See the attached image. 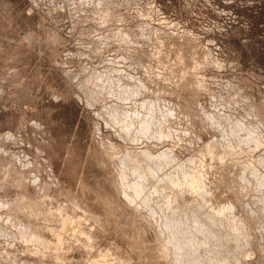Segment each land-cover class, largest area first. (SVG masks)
Wrapping results in <instances>:
<instances>
[{
	"label": "rangeland",
	"instance_id": "rangeland-1",
	"mask_svg": "<svg viewBox=\"0 0 264 264\" xmlns=\"http://www.w3.org/2000/svg\"><path fill=\"white\" fill-rule=\"evenodd\" d=\"M95 4L0 0V264H174L175 243L184 264H264V0ZM142 151L167 164L132 196ZM226 166L249 187L243 209L224 208L238 188L217 185ZM187 172L209 204L167 185ZM195 235L210 252H190Z\"/></svg>",
	"mask_w": 264,
	"mask_h": 264
},
{
	"label": "bare ground",
	"instance_id": "bare-ground-1",
	"mask_svg": "<svg viewBox=\"0 0 264 264\" xmlns=\"http://www.w3.org/2000/svg\"><path fill=\"white\" fill-rule=\"evenodd\" d=\"M100 1H102V0H94V2H95L97 5L100 3ZM96 4H95V5H96ZM139 84L141 85V83H139ZM143 87H144V86H143ZM141 89H143V88H141ZM140 91H141V90H140ZM140 91H139V92H140ZM136 92H137V91H136ZM136 92L133 90V88H131V91H130V90H129V91H128V90H127V91L125 90V92H122V93H121V96H129V95H133V96H134V95H135L134 93H136ZM137 93H138V92H137ZM125 98H126V97H125ZM122 99H123V97H122ZM144 103H146V102L144 101ZM147 104H148V103H147ZM150 104H151V103H150ZM154 105H155V104H154ZM165 106H166V105H165ZM139 107H140V106H139ZM151 107H152V106H151ZM161 107H162V106H161ZM166 107H168V106H166ZM169 107H170V106H169ZM115 108H116V107H115ZM145 108H146V107H145ZM186 108H187V107H186ZM142 109H143V107H142ZM153 109H154V108H153ZM168 109H171V107L168 108ZM149 111H150V110H149ZM171 111H172V109H171ZM113 112H114V111H113ZM115 112H117V111L115 110ZM131 112H132V111H131ZM169 112H170V111H169ZM179 112H180V111H179ZM125 113H126V112H125ZM163 113H164V112H163ZM113 114H115V113H113ZM119 114H120V113H119ZM123 114H124V113H123ZM135 115H136V114H135ZM151 115H152V114H151ZM191 115H192V114H191ZM153 116H154V115H153ZM178 116H179V115H178ZM117 118H121V117H117ZM117 118H116V119H117ZM123 118H124V117H123ZM125 118H126V117H125ZM136 118H137V117H136ZM138 118H139V117H138ZM143 118H144V117H143ZM151 118H152V117H151ZM183 118H184V117H183ZM207 118H208V119H207L208 121H210V119H212L210 116H207ZM114 119H115V118H114ZM130 119H131V117H130ZM155 119H156V118H155ZM193 119H194V118H193ZM200 119H201V118H200ZM144 120H145V119H144ZM146 120H147V119H146ZM194 120H195V119H194ZM214 120H215V119H214ZM132 121H133V120H132ZM202 121H203V120H202ZM126 122H127V121H126ZM148 122H149V121H144V124H143V125H140L141 123L139 124L140 127L143 126V128H142V127L140 128L139 132H144V133H146L145 131H146L147 129H148V130L151 129V128H148V127H149V123H148ZM150 122H151V121H150ZM131 123H132V122H131ZM142 123H143V122H142ZM156 123H157V122H156ZM166 123H167V122H166ZM206 123H207V122H206ZM150 124H151V123H150ZM157 124H158V123H157ZM130 125H131V124H130ZM159 125H160V124H159ZM161 125H162V124H161ZM173 125H174V124H173ZM133 126H134V125H133ZM183 126H184V125H183ZM167 127H168V126H167ZM232 127H235V128L233 129ZM164 128H165V126L163 127V129H164ZM230 128L233 129V130L236 129V130H238V132H239V130L242 131V129H241V124H239V123H237V122L234 123ZM165 129H166V128H165ZM223 129H224V128H223ZM244 129H245V128H244ZM126 130H127V129H126ZM166 130H167V129H166ZM182 130H183V129H182ZM136 131H137V130H136ZM132 132H133V131H132ZM158 132H159V131H158ZM169 132H170V131H169ZM233 132L237 134V132H235V131H233ZM233 132H232V133H233ZM248 132H249V131H248ZM151 133H152V132H151ZM159 133L161 134V132H159ZM249 133H250V132H249ZM153 134H154V133H153ZM156 134H157V132H156ZM230 134H231V133H230ZM250 134H251V133H250ZM161 135H162V134H161ZM135 136H136V135H135ZM145 136H146V135H145ZM150 136H151V135H150ZM232 136H233V135H232ZM248 136H249V135H248ZM153 137H154V139H155V136H154V135H153ZM159 137H160V136H159ZM139 138H140V137H139ZM160 140H161V139H160ZM244 140H246V139H244ZM142 152H144V151H142ZM139 153H140V152H139ZM144 153L147 155L145 159H144V156L142 157L143 160H145L144 165H145V164H150V166H151V169H150V167H149L148 172H146V170H145L144 168H142L144 165H143L142 167L139 166V165L141 164V163H140V160L142 159V158H141V156H142L141 154H143V153H141V154L138 155V156H137L136 153H135V155H132V156L134 157V159H133V157H132L131 159H133V160H135V156H137L138 158H140V160H139V162H138V163H140V164L137 165V166H139V167L134 168V170H133L134 172L132 171V167H135V166H132V163H130V160H129V163H128V164H131V166H132V167H131V171L133 172V174L137 175L136 177H138V179H139V181H138V179H137V183L132 184V187L130 186V187L134 190V193H133V191H130L132 196H133V194H134V196H135V195H139V194L143 193V192L145 191V189H143V185H146V183L143 184V183H144L143 181H144V180H147V179H149V178H154V177H156V176H157L156 174L159 172L160 168H161L162 166H165V165L167 164L166 162H162L161 160H160V161L157 160V158H155V157L153 158V156H152V157H149V156H148L149 154H147L146 152H144ZM170 153H171V152H170ZM126 154H127V153H126ZM133 154H134V153H133ZM160 154H161V153H160ZM143 155H144V154H143ZM166 155H167V154H166ZM127 156H128V155H127ZM129 156L131 157V155H129ZM139 156H140V157H139ZM164 156H165V154H164ZM170 156L172 157L171 154H170ZM137 157H136V159H138ZM161 157H162V154H161ZM165 157H166V156H165ZM166 158L169 159V157H166ZM126 159H127V158H126ZM124 160H125V159H124ZM127 160H128V159H127ZM127 160H126V162H128ZM143 160H142V162H143ZM163 160H165V158H164ZM146 161H147L148 163H147ZM166 161H167V159H166ZM126 162H125V164H126V166H128V164H127ZM134 163H137V161H134ZM123 164H124V163H123ZM125 164H124V165H125ZM124 165H123V166H124ZM133 165H135V164H133ZM146 166H147V165H146ZM148 166H149V165H148ZM167 166H168V165H167ZM239 166H240V165H239ZM190 167H191V166H190ZM190 167H189V168H190ZM147 168H148V167H147ZM208 168H209V167H208ZM223 168H225V169H222V168H221V169H220V170H221L220 173H221V176H224V177H223L224 179H221V178L218 177L220 181L217 180V182H219V183H217V185H218V184L220 185V183H221V185H223V183H224L225 185L227 184L226 186H230V189L232 190V189L234 188L233 185L235 186V184L237 183L236 186L238 187L237 189H235V190H237V191H235L234 189L232 190V194H233V196H231L232 198L230 197L231 199H233L232 201H234V203H230V204H231V205H230V204H227V202L229 203V201H227L226 203H224L225 206L223 205L225 209H229V211H231V210H233V208L235 207V205H237L236 208H238V207H240V206L242 207V205H241V202H242L241 199H242L243 197H245V196H242V195H243V189H244L243 186H244V184H245V183H244L245 180H243V179H245V178L242 177V173H241L240 171H239V172H240V173H239L238 170H237V168H235V167H233V168L230 169L229 166H226V167H223ZM127 169H129V167H125V171H126ZM183 169H184V168H183ZM212 169H213V168H212ZM220 170H219V171H220ZM183 171H184V170H183ZM195 171H196V170H195ZM197 171H198V170H197ZM213 171H214V170H213ZM213 171H211V172H213ZM132 172H131V173H132ZM254 172H255V171H254ZM128 173L130 174V170H129ZM220 173H218V174H220ZM252 173H253V172H252ZM123 174H126V173L124 172ZM187 174H188V172H187ZM191 174H192V175L188 174V175H189V178H187V179L184 180V181H180V180H176V179H175V181H173L172 179H169V180L166 182L167 179L165 178L166 180L164 179V182H166L167 185H169L170 187H177V185H178V186H185V189H184V190H187L186 187L189 188V190L191 189V190H192V192H190L191 194H192V193L195 194V192H198V194L200 193V194H202V195L205 196V193H204V192H206V195H207V196H210L209 192H207L208 190H206V189L204 190V188L202 187L203 182L201 181V180H202L201 178H202L203 176H201V175L199 176V175L195 174V172H194V173H191ZM127 175H128V174H127ZM161 175H162V174H161ZM203 175H204V174H203ZM212 175H213V174H212ZM216 175H217V174H216ZM124 176H125V175H124ZM158 176H159V174H158ZM165 176H166V175H165ZM167 176H168V175H167ZM200 177H201V178H200ZM225 177H226V178H225ZM158 178H159V177H158ZM176 178H178V177H176ZM203 178H204V177H203ZM207 178H208V177H207ZM122 179H123V178H122ZM135 179H136V178H135ZM178 179H179V178H178ZM216 179H217V178H216ZM161 180H162V179H161ZM170 180H172V182H171ZM133 181H134V180H133ZM135 181H136V180H135ZM205 181H206V180H205ZM212 181H213V180H212ZM215 181H216V180H215ZM131 182H132V181H131ZM149 182H150V180H149ZM180 182H181V184H180ZM213 182H214V181H213ZM126 183H127V182H126ZM162 183H163V182H162ZM162 183H161V184H162ZM182 183H183V184H182ZM210 183H211V182H210ZM161 184L159 183V185H161ZM207 184H208V183H207ZM212 184H213V183H212ZM212 184H210V185L212 186ZM214 184H215V182H214ZM175 185H176V186H175ZM203 185H204V184H203ZM221 185H220V186H221ZM248 185H249V184H248ZM122 186H124V184H123ZM155 186H156V185H155ZM161 186H162V185H161ZM258 186H259V185H258ZM144 187H145V186H144ZM162 187H163V186H162ZM215 187H216V186H215ZM231 187H233V188H231ZM244 187H245V186H244ZM123 188H126V187H123ZM154 188H155V187H154ZM156 188H158V187H156ZM156 188H155V190L153 191L154 193H153V192H152L151 194L148 193V194H149V197L152 196V198H153V196H155V195H154L155 193H156V194H157V193L159 194V191H161V190H158V189H161V188H158V189H156ZM177 188H179V187H177ZM183 188H184V187H183ZM216 188H217V187H216ZM216 188H215V190H216ZM218 188H219V187H218ZM248 188H249V187H248ZM248 188L245 187V189H248ZM152 189H153V188H152ZM181 189H182V188H181ZM193 189H195V192H193ZM196 189H197L198 191H197ZM209 189H210V188H209ZM220 189H221V188H220ZM222 189H223V188H222ZM228 189H229V188H228ZM263 189H264V188H263ZM143 190H144V191H143ZM182 190H183V189H182ZM191 190H190V191H191ZM199 190H200V191H199ZM162 191H163V190H162ZM171 191H172V190H171ZM180 191H181V190H180ZM213 191H214V190H213ZM181 192H182V191H181ZM210 192H211V191H210ZM233 192H234V193H233ZM146 193H147V192H146ZM161 193H162V192H161ZM219 193H220V192H219ZM248 193H249V192H248ZM162 194H163V193H162ZM162 194H161V195H162ZM198 194H197V195H198ZM200 194H199V195H200ZM217 194H218V193H217ZM159 195H160V194H159ZM161 195H160V196H161ZM165 195H166V194H164L163 196H165ZM197 195H195V196H197ZM199 195H198V196H199ZM132 196L128 197V201L132 202V200H134V199H131ZM169 196H170V195H169ZM166 197H167V196H166ZM166 197H165V198H166ZM201 197H202V196H201ZM219 197H220V196H219ZM233 197H234V198H233ZM133 198H134V197H133ZM145 198H146V197H145ZM145 198H144V199H145ZM199 198H200V196L198 197V199H199ZM206 198H207V197L205 196L204 198H201V199H202V200H207L208 198H207V199H206ZM160 199H163V198H160ZM201 199H200V200H201ZM214 199H215V198H214ZM216 199H217V198H216ZM216 199H215V200H216ZM189 200H190V199H189ZM202 200H201V201H202ZM209 200H211V199H208V201H207L206 203L209 204ZM215 200L212 201V202H215ZM219 200H220V198H219ZM144 201H146V200H144ZM147 201H148V200H147ZM183 201H184V200H183ZM187 201H188V200H187ZM195 201H196V200H194V202H195ZM217 201H218V200H217ZM225 201H226V200H225ZM194 202H191V205H192V203H193V206H194V204H195ZM212 202H210V203L212 204ZM206 203H203L204 206H200V205H199V206H200V208L202 207L201 210H202V212L204 211V212H203L204 214H205V213H208V215L210 216L211 221L213 222V223H212V222H210V223H212V226L215 227L216 224H217V223H215V221H216V220H217V221L219 220V222H220V219H219L220 217H219L218 219L215 217V214H218V213H215L216 211L214 212V214H212L210 210H208L209 212L206 211V210H207L206 207H205V206L207 205ZM188 204H189V203H188ZM203 204H202V205H203ZM232 204H234V205H232ZM242 204H243V203H242ZM138 205H139V204H138ZM180 205H181V204H180ZM195 205H196V204H195ZM197 205H198V202H197ZM197 205H196V206H197ZM228 205H230V206L228 207ZM243 205H244V204H243ZM144 206H145V205H144ZM181 206H182V205H181ZM181 206L178 207V208L180 209V212H179V213H176V214L179 215V216L181 215V212H185L184 210L182 211V209H186V208H182L183 206H182V207H181ZM184 206H185V205H184ZM189 206H190V205H189ZM193 206H192V207H193ZM199 206H197V207L199 208ZM220 206H221V205H220ZM187 207H188V206H187ZM194 207H195V206H194ZM204 207H205V208H204ZM208 207H209V205H208ZM174 208H175V207H174ZM181 208H182V209H181ZM190 208H191V207H190ZM198 208H197V209H198ZM164 209H165V208H164ZM205 209H206V210H205ZM209 209H210V208H209ZM238 209H239V208H238ZM242 209H243V207H242ZM242 209H240V210L242 211ZM245 209H246V208H245ZM152 210H153V209H152ZM161 210H162V209H161ZM218 210H219V209H218ZM249 210H250V209H249ZM173 211H174V210H173ZM186 211H187V210H186ZM192 211H193V210H192ZM192 211H191V212H192ZM219 211H220V210H219ZM162 212H163V211H162ZM177 212H178V210H177ZM188 212H189V211H188ZM197 212H199V210H198ZM239 212H240V211H239ZM169 213H170V212H169ZM169 213L166 214V215H169ZM185 213H186V212H185ZM185 213H184V214H185ZM210 213H211V214H210ZM224 213H225V212H224ZM224 213H222V214H224ZM229 213H230V212H229ZM229 213H227V214L229 215ZM240 213L243 215L244 213L246 214V213H248V212H246V211L244 212V210H243V213H242V212H240ZM171 214H173V213H171ZM171 214H170V215H171ZM196 214H197V213H196ZM200 214H201V213H200ZM225 214H226V213H225ZM225 214H224V215H225ZM245 214H244V215H245ZM250 214H251V213H250ZM174 215H175V213H174ZM197 215H198V214H197ZM202 215H203V214H202ZM219 215H221V214L219 213V214L217 215V217H218ZM224 215H222V216H224ZM230 215H232V213H231ZM233 215H234V214H233ZM246 215H247V214H246ZM194 216H195V215H194ZM194 216H193V217H194ZM198 216H199V219H201V218H200V215H198ZM198 216H196V217H198ZM203 216H204V215H203ZM237 216H238V215H237ZM240 216H241V215H240ZM164 217H167V216L164 215ZM164 217H163V218H164ZM183 217H184V216H183ZM185 217H186V216H185ZM193 217H192V218H193ZM205 217L208 218V216H206V214H205ZM234 217H235V216H234ZM249 217H251V219H253L252 216L248 214V215H247V219H248ZM256 217H257V216H256ZM256 217H255V218H256ZM169 218H170V217H169ZM169 218H168V219H169ZM171 218H174V219H172V221H171V219L169 220L171 223L174 222L175 219H179V217L176 218V217H173V216H171ZM203 218H204V217H203ZM223 218H224V217H223ZM235 218H237V217H235ZM242 218H243V217H242ZM244 218H246V217L244 216ZM166 219H167V218H166ZM196 219H198V218H196ZM204 219H205V218H204ZM208 219H209V218H208ZM208 219H207V220H208ZM210 219H209L207 222H209ZM237 219H238V218H237ZM239 219H240V218H239ZM239 219H238V220H239ZM247 219H246V222H243V221H242L243 219H241V220H240L241 222H239V225H240V226H243L244 223L247 224V221H248ZM160 220H162V219H160ZM164 220H165V218H164ZM164 220H163V221H164ZM188 220H189V219H188ZM214 220H215V221H214ZM226 220H227V219H226ZM249 220H250V218H249ZM253 220H254V221H252V222L250 221L252 224H254V222H256V221H255L256 219H253ZM177 221H178V220H177ZM177 221H175V222L177 223ZM184 221H185V220H184ZM190 221H191V220H190ZM217 221H216V222H217ZM227 221H228V220H227ZM233 221H234V220H233ZM161 222H162V221H161ZM164 222H165V224L168 223V221H166V220H165ZM219 222H218V223H219ZM242 222H243V223H242ZM248 222H249V221H248ZM250 222H249V224H250L249 227H250V228H253V227H251L252 224H251ZM188 223H190V222H188ZM195 223H196V221H194V224H195ZM200 223H202V221H201ZM200 223L198 222V224H200ZM205 223H206V222H205ZM224 223H225V222H224ZM234 223H235V222H234ZM162 224H163V223H162ZM165 224H163V225H165ZM183 224H184V223H183ZM185 224H186V223H185ZM191 224L194 225L193 222H192ZM196 224H197V223H196ZM255 224H256V223H255ZM255 224H254V226H255ZM167 225H170V224H167ZM175 225H176V224H175ZM192 225H191V226H192ZM201 225H202V224H201ZM208 225H209V223H207V226H208ZM219 225H220V224H219ZM195 226H196V225H194V227H195ZM223 226H224V225H223ZM247 226H248V224H247ZM183 227H184V226H183ZM216 227H217V226H216ZM216 227H215V228H216ZM235 227H236V229L238 230V227H237L236 225H235ZM235 227H234V228H235ZM244 227H245V225H244ZM249 227H248V228H249ZM258 227H259V226H258ZM165 228H166V227H165ZM167 228H168V226H167ZM181 228H182V227H181ZM196 228H197V227H196ZM206 228H209V226L206 227ZM210 228H211V227H210ZM217 228H219V226H218ZM234 228H233V229H234ZM172 229H173V228H172ZM188 229H190V227H189ZM223 229H225V228L223 227ZM233 229H232V230H233ZM245 229H246V227H245ZM245 229H244V231H245ZM168 230H169V229H168ZM191 230H192V229H191ZM191 230H190V231H191ZM207 230H208V229H207ZM211 230H212V229H211ZM221 230H222V229H221ZM237 230H235V231H237ZM251 230H252V229H251ZM183 231H184V230H183ZM204 231H205V230H204ZM204 231H203V232H204ZM224 231H226V230H224ZM261 231H262V230H261ZM181 232H182V231H181ZM205 232H206V231H205ZM205 232H204V233H205ZM212 232H213V230H212ZM233 232H234V231H231L230 233H233ZM210 233H211V232H210ZM223 233H224V232H223ZM236 233H237L236 236H237L238 234H239V235L236 237V238L238 239V241L235 240V238L233 237V239H234L235 241H237V242L234 241L235 244L238 245V244L240 243V245H242V242H243L244 244H246V243H247V241H246V236H244L245 232L242 231L241 233H238V232H236ZM207 234H208V233H207ZM213 234H214V233H213ZM215 234H216V233H215ZM225 234H226V232H225ZM181 235H182V234H181ZM186 235H187V234H186ZM228 235H229V234L225 235V237L228 238V237H229ZM230 235H231V234H230ZM233 235H234V234H233ZM177 236H178V235H177ZM182 236H183V235H182ZM198 236H199V235H198ZM217 236H218V234H217ZM257 236H258V235H257ZM261 236L263 237L264 235H261ZM261 236H259V237H261ZM184 237H185V236H184ZM193 237H194V238H193ZM193 237H192L193 239H192V241H191V243H190V252L192 251V252H194V253L197 254L198 252H200V249H202V247H205V244H204V245L202 244L203 238H201L202 241H200V240L197 238L196 235L193 236ZM211 237H215V235H214V236H211ZM230 237H232V236H230ZM247 237H248V236H247ZM176 238H177V237H176ZM199 238H200V237H199ZM218 238H219V236H218ZM218 238H216V239H218ZM222 238H223V236H222ZM208 239H209V238H208ZM212 239H213V238H212ZM214 239H215V238H214ZM223 239L225 240V238H223ZM223 239H222V240H223ZM229 239L231 240L232 238H229ZM260 239H261V238H260ZM260 239H259V243H260ZM35 240H36V239H35ZM169 240L171 241V239H169ZM189 240H190V238H189ZM205 240H206V239H205ZM219 240H221V239H219ZM177 241H178V240H177ZM206 241H207V240H206ZM210 241H211V240H210ZM214 241H215V240H214ZM231 241H233V240H231ZM231 241H230V242H231ZM239 241H242V242H239ZM244 241H245V242H244ZM261 241L263 242V238H262ZM174 242H176V241H174ZM203 242H205V241H203ZM212 242H213V241H212ZM228 242H229V241H228ZM238 242H239V243H238ZM205 243H206V245H207V242H205ZM216 243H217V242H216ZM220 243H221V242H220ZM237 243H238V244H237ZM218 244H219V243H218ZM227 244H229V243H227ZM209 245H210V244H209ZM212 245H214V243H213ZM221 245H222V247H223V244H221ZM225 245H226V244H225ZM262 245H263V244H262ZM210 246H211V245H210ZM219 246H220V245H219ZM245 246H246V245H245ZM206 247H207V246H206ZM206 247H205V248H206ZM213 247H214V248H213ZM224 247H225V246H224ZM241 247H243V245H242ZM180 248H181V247L179 246V243H178V244L175 243L174 250H173V251H174V252H173V253H174V254H173V255H174L173 257H174V258H172V259L174 260V264H184V262H186V261L182 260L183 255H182V253H181L182 250H181ZM212 248H213V250L217 249V248H215V246H212ZM219 248H220V247H219ZM219 248H218V249H219ZM231 248H232V247H231ZM237 248H239V245H238ZM178 249H179L180 251H179ZM207 249H208V248H207ZM207 249H206V250H207ZM221 249H222V248H221ZM225 250H226V249H225ZM232 250H233V249H232ZM171 251H172V249H171ZM202 251H203V249H202ZM208 251H209V250H208ZM208 251H207V253H208ZM217 251H218V250H217ZM217 251H216V252H217ZM190 252H188V253H190ZM203 252H204V251H203ZM209 252H210V251H209ZM212 252H213V251H212ZM223 252H224V251H223ZM223 252H222V254H223ZM226 252H227V251H226ZM229 252H230V250H229ZM229 252H228V253H229ZM170 253H171V255H172V252H170ZM200 253H201V252H200ZM204 253H206V252H204ZM207 253H206V254H207ZM206 254H204V255H206ZM210 254H211V253H210ZM216 254H217V253H216ZM216 254L213 253V255H215V256H216ZM185 255H186V254H185ZM191 255L194 256V254H191ZM201 255H203V253H202ZM219 255H220V252H219ZM219 255L217 254V257H219ZM224 255L226 256L227 254L224 253ZM233 255H234V253H233ZM189 256H190V255H189ZM196 256H197V255H196ZM187 257H188V256H187ZM198 257H200V258H201L200 260H202V256H199V254H198ZM205 257L207 258V256H205ZM205 257H204V258H205ZM209 257H210V256H209ZM211 257H212V256H211ZM220 257H221V256H220ZM222 257H224V256H222ZM234 257H236V256H234ZM188 258H190V257H188ZM191 258H192V257H191ZM191 258H190V259H191ZM225 258H227V257H225ZM210 259H211V258H209V260H210ZM212 259H213V258H212ZM212 259H211V262H210L209 260H208V261H209L210 263H212V261H213L215 258H214L213 260H212ZM217 259H219V258H217ZM228 259H229V257H228ZM234 259H235V258H234ZM173 260H172V261H173ZM193 260H194V258H193ZM197 260H198V259H197ZM219 260H221V258H220ZM198 261H199V260H198ZM203 261H204V260H203ZM187 262H188V261H187ZM187 262H186V263H187ZM195 262H196V260H195ZM204 262H206V261H204ZM216 262H217V261H216ZM218 262H220V261H218ZM199 263H200V262H199ZM207 263H208V262H207ZM207 263H206V264H207ZM210 263H208V264H210ZM221 263H222V262H221ZM200 264H202V261H201ZM204 264H205V263H204ZM213 264H217V263L214 262ZM218 264H220V263H218ZM222 264H224V260H223V263H222ZM229 264H230V263H229Z\"/></svg>",
	"mask_w": 264,
	"mask_h": 264
}]
</instances>
